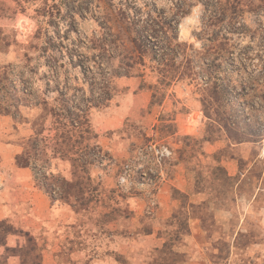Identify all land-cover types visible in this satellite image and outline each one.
Masks as SVG:
<instances>
[{
	"label": "rangeland",
	"instance_id": "374dc122",
	"mask_svg": "<svg viewBox=\"0 0 264 264\" xmlns=\"http://www.w3.org/2000/svg\"><path fill=\"white\" fill-rule=\"evenodd\" d=\"M145 1L0 0V106L23 87L19 73L52 96L57 86H45V73H59L60 87L74 77L80 83L78 64L89 53L83 36L99 29L107 7L128 3L145 16ZM175 1L151 2L168 12ZM193 3L177 38L197 50L212 46L204 58L212 73L162 92L149 67L115 77L112 98L88 111L96 135L89 143L99 149L91 165L51 159L44 176L25 167L33 186L76 213L72 225L58 229L56 240L48 227L31 231L22 220L30 206L20 207L0 221V246L16 240L0 264H264V18L245 13L229 27L210 24L212 3ZM206 83L218 87L206 93ZM24 103L0 112V169L16 165L41 114ZM150 146H167L171 155L157 160ZM163 184L175 203L166 215L157 195Z\"/></svg>",
	"mask_w": 264,
	"mask_h": 264
},
{
	"label": "trees",
	"instance_id": "16d2710c",
	"mask_svg": "<svg viewBox=\"0 0 264 264\" xmlns=\"http://www.w3.org/2000/svg\"><path fill=\"white\" fill-rule=\"evenodd\" d=\"M151 1L154 0L145 1V16L142 10L128 3L114 12L107 7L99 29L83 36L89 53L83 54L84 63L78 64L82 69L80 83L76 81L79 78L74 77L60 87L59 73H45V86L51 82L57 86L56 96H52L54 91H40L34 86L33 77L28 73H19L23 87L4 101L0 112L8 114L14 105L17 107L18 101H22L25 105L39 107L41 114L33 123V134L26 139L24 151L15 156L18 167H30L35 174L40 171L39 174L44 176L42 173L49 169L46 163L51 159L78 162L77 166L83 170L91 165L92 155L99 149L89 143L96 135L91 128L88 111L91 107L105 105L112 98L115 77L149 67L158 74L157 88L158 92H162L173 81L183 78L193 80L197 73H212L204 58L211 55L213 47L203 45L201 50H197L193 44L177 38L179 18L190 12L193 0H176L168 12L154 9V2ZM207 1L212 3L213 8L208 17L210 24L224 23L229 27L238 23L245 13L264 18V0ZM21 8L24 10V6ZM258 26L261 30L259 39L264 42V20L259 21ZM37 33L41 34V27ZM73 57L76 60L74 63L79 62L80 58ZM114 61H117L116 65ZM212 84L206 83L203 90L210 93L213 87H218L216 83ZM219 91L222 94L224 89L221 87ZM14 112L18 114L19 111L15 109ZM48 119L49 126L45 123ZM41 186L51 194L46 186ZM70 188L73 187L70 185L68 190Z\"/></svg>",
	"mask_w": 264,
	"mask_h": 264
},
{
	"label": "crops",
	"instance_id": "0c3cea01",
	"mask_svg": "<svg viewBox=\"0 0 264 264\" xmlns=\"http://www.w3.org/2000/svg\"><path fill=\"white\" fill-rule=\"evenodd\" d=\"M0 169V221L5 220L10 215L19 212L20 207L30 206V214L22 216L24 224L32 231L39 232L43 227H48L55 233L61 227L67 228L72 225L76 213L67 206L54 202L46 193L32 184L31 171L25 167H18L11 161H5ZM187 185H178V188L185 190ZM168 184L160 187L157 194L162 209L161 214L166 215L175 205L168 195ZM19 219V215L15 216ZM59 234V233H57ZM154 234V232H153ZM153 234L146 235L150 238ZM16 244V240L10 239L4 246H0V255L4 253L5 246Z\"/></svg>",
	"mask_w": 264,
	"mask_h": 264
},
{
	"label": "built area",
	"instance_id": "2783aa9c",
	"mask_svg": "<svg viewBox=\"0 0 264 264\" xmlns=\"http://www.w3.org/2000/svg\"><path fill=\"white\" fill-rule=\"evenodd\" d=\"M150 150L153 151L154 156L156 157L157 160H162L163 158L169 157L171 155V151L167 146H161L158 148H155L153 146L149 147ZM261 154L264 156V139H263V144L261 148Z\"/></svg>",
	"mask_w": 264,
	"mask_h": 264
}]
</instances>
